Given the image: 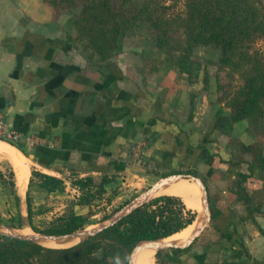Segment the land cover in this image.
<instances>
[{"label": "crops", "instance_id": "crops-1", "mask_svg": "<svg viewBox=\"0 0 264 264\" xmlns=\"http://www.w3.org/2000/svg\"><path fill=\"white\" fill-rule=\"evenodd\" d=\"M69 17L46 0H0V126L20 146L0 140V161H8L14 183L5 187L0 170V219L6 213L15 226H31L26 198L33 171L58 179L68 168L79 179L102 175L106 192L135 174L191 171L207 186L211 225L189 247L170 249L166 259L264 264V217L241 220L233 192L236 173H248L251 159L238 143L256 141L247 120L230 123V109L211 91L203 69L196 76L142 74L143 66L130 63L122 50L107 62L88 61L69 38ZM134 149L142 164L132 159ZM247 185L264 206V168L255 169ZM83 207L75 203L74 210Z\"/></svg>", "mask_w": 264, "mask_h": 264}, {"label": "trees", "instance_id": "trees-1", "mask_svg": "<svg viewBox=\"0 0 264 264\" xmlns=\"http://www.w3.org/2000/svg\"><path fill=\"white\" fill-rule=\"evenodd\" d=\"M46 2L56 10L71 9L68 24L74 35L69 38L78 41L88 52V61L107 62L122 48L127 31L139 24L147 25L155 40L154 58L142 55L143 64L150 67L149 72L175 70L178 74L196 76L200 70L192 59L194 48L200 45L218 48L217 69L226 70L230 79L233 75L238 77V85L234 87L229 82V90L225 91V86L218 84V91L222 93L218 101L230 109V123L247 120L256 137L252 144L238 143L239 151L248 153L251 159L247 162L248 173H236L233 192L243 208L241 220L264 217L258 192L247 185L254 170L264 168V56L251 48L256 40L264 39V0H185L183 11L175 14L168 13V6L160 0H143L141 4L135 0ZM76 6L79 10L74 12ZM5 141L20 149L17 142ZM180 172L171 170L164 175ZM33 173L40 177L39 186L44 190L62 189V180L55 176ZM185 173L192 174L191 171ZM105 183V180L96 183L91 177L77 180L78 189L89 194L81 196L78 204L90 202L93 190L89 186L101 193ZM26 201L31 219V198L27 196ZM185 205L178 196L153 197L118 223L78 244L60 249L0 234V264H128L137 242L166 240L193 226L196 212ZM56 220L59 224L46 234L82 229L85 217L70 210ZM156 264H170L162 250L156 252Z\"/></svg>", "mask_w": 264, "mask_h": 264}, {"label": "rangeland", "instance_id": "rangeland-1", "mask_svg": "<svg viewBox=\"0 0 264 264\" xmlns=\"http://www.w3.org/2000/svg\"><path fill=\"white\" fill-rule=\"evenodd\" d=\"M142 1L143 0H135L137 4H141ZM160 2L168 6V13L170 14L182 12L185 5V0H160ZM73 10L74 12L78 11L79 6L74 7ZM60 11L65 14H69V16H71L73 13L71 9L70 10L65 9ZM73 42L77 45L78 48H81L83 50V48L78 43V41L74 40ZM122 47L123 49L121 48L116 54H118L122 50V52H120L119 54L125 55V58L126 59L128 58L130 63L133 64L140 63L138 67L142 68L143 66L144 74L154 73V74L163 75L166 72L163 69L156 72H151V71L149 72L150 67L148 65L143 64L142 55L154 58V56L157 53L154 36L151 34V31L147 25L139 24L136 27L130 28L127 31L126 36L122 41ZM251 48L252 50L258 51L261 55L264 56V39L256 40L252 44ZM139 52L140 54L138 55L137 53ZM219 56H220L219 49L211 45L196 46L192 52V59L195 62L194 66L198 67L199 70L203 69L205 72H207L208 80L209 81L211 80V91L213 93H216L217 98L218 95L222 94L221 91H218L219 83L225 86L224 89L225 91L229 90V86H228L229 82H231V84L234 87L238 85L237 82L238 77H236V75H233V77L230 79V76L229 74H227L226 70L217 69L216 64L218 63ZM207 90L210 91V88L207 89L206 87V92H208ZM7 133L8 131L4 130L3 126H0L1 141L7 142L1 139L3 138L2 136H7ZM137 155L138 153L136 152V149H134L131 157L136 162L139 159V155L138 156ZM5 161L7 160L0 161V170H2L3 172L2 174L5 176L3 177V180L6 183L5 187H7L10 190L14 188V183H12L10 179L12 177L11 167L7 163L8 161L7 162ZM137 163L142 164V162L140 161ZM143 168L146 170L152 169L151 166L150 167L145 166ZM30 169L31 172L32 170H34L32 169V167ZM66 171L67 173L62 175L64 179H60L63 181L62 189L55 190L57 192L59 191L61 192L55 193L53 195H51L49 192H44L42 194L38 193V189L41 188L39 186L40 177L35 173L33 174L31 173L32 176L30 183V191H31L30 194H31V206H32L31 216L33 218L30 225L32 227L26 225L24 228L23 225L19 223L17 224V226H15V224L13 223L14 219L11 218L9 215H7L5 211H4L5 215L3 217L4 219H0V225L5 227L9 231L17 234L34 235L38 233H45L47 230H50L55 226H57V224H59L58 221L56 220L58 216L67 213L70 210H73L76 213L80 211L83 212V216L85 217L84 227L82 229H79V231H87L103 223L102 221H104V219H106L109 216H112L116 211L122 209V207H124L134 198H136L139 194L144 192L147 188L152 186L159 179L165 177V176H161V177L153 176L150 174H135L134 177H130L128 180H122L118 184L114 185L113 189L111 188L110 190H107V192L104 189V191L101 193L97 191L98 189L96 187L89 186V188L93 190V192L90 193L92 194V197L89 198L90 202H88L87 204H82L84 205V207L81 209L80 208L75 209L76 210L75 211L74 210L75 203H78V200H80L81 196L85 195V197H87L89 196V194L86 193L85 190L78 189L75 182H77L79 178L75 177V175L70 171L69 168ZM142 173H146V171L143 170ZM101 176L102 175L91 178H93L96 183H99L101 180ZM64 181H66L65 184ZM71 187H75V189L78 191V196H76L77 194L76 192H73L71 190ZM160 195H164V193H161V191L158 190L155 193L154 197ZM0 216H1V209H0ZM200 216L202 222L203 220L202 211L200 213L198 212L196 213L195 219L197 220V218ZM210 225L211 224H209V226ZM209 226L206 228L204 232L208 233ZM1 229L5 231V229L3 228ZM190 231L192 233V230ZM204 232L198 238H201L204 235ZM197 239L195 241H197ZM48 247H54V246H48ZM63 247H69V245ZM63 247H55V248H63ZM169 251L170 249H162V255L166 258V254ZM156 252L157 250H155V254H154V264H156ZM96 255L99 256L100 253L97 252Z\"/></svg>", "mask_w": 264, "mask_h": 264}, {"label": "water", "instance_id": "water-1", "mask_svg": "<svg viewBox=\"0 0 264 264\" xmlns=\"http://www.w3.org/2000/svg\"><path fill=\"white\" fill-rule=\"evenodd\" d=\"M180 179H189L193 181L196 185L199 186L201 191V204H202V213H203V220L198 228L187 238L185 241L178 243V242H168L164 241L163 239H153V240H141L136 243L133 247L129 257H128V264H135L136 254L139 249L147 246H156V250L162 249H183L187 248L193 244V242L206 230L211 222V212L209 206V198H208V190L205 182L196 175L180 172L168 175L164 178L159 179L155 182L152 186L147 188L144 192L139 194L136 198L126 204L122 209L116 211L112 216L107 217L102 221L103 223L99 224L98 226L91 228L87 231H74L65 234H46V233H38L34 235H27V234H17L9 231L5 227L0 225V234L5 235L10 238L14 239H24L32 242H36L41 244V240H51L58 243H66L69 241L75 242L69 246L75 245L80 243L81 241L96 235L97 233L101 232L105 228L118 223L122 220L125 216L129 215L133 212L137 207L143 205L147 201H149L152 197H154L155 193L158 190L165 189L172 185L174 182ZM1 228L5 229L3 231ZM43 245V244H41Z\"/></svg>", "mask_w": 264, "mask_h": 264}, {"label": "bare ground", "instance_id": "bare-ground-1", "mask_svg": "<svg viewBox=\"0 0 264 264\" xmlns=\"http://www.w3.org/2000/svg\"><path fill=\"white\" fill-rule=\"evenodd\" d=\"M180 180H185V182H182ZM180 180H177L172 185H170V187L165 191V194L181 196L190 208H192L193 210L200 209L202 205L201 204L202 196L199 186L189 179H180ZM186 180H188L189 182L191 181L192 183H189ZM163 190L164 189L160 191L162 192ZM195 212L199 213V211H195ZM194 224H193L194 225L193 232L201 224V216L197 218ZM190 230H192V228H188L184 232L173 236L172 238L169 239V241L178 242V243L185 241L193 233V232L191 233ZM40 243L46 246L63 247L73 244L74 241H69L66 243H58L51 240H41ZM156 249H157L156 246H147L139 249L136 254L135 264H154V254Z\"/></svg>", "mask_w": 264, "mask_h": 264}, {"label": "built area", "instance_id": "built-area-1", "mask_svg": "<svg viewBox=\"0 0 264 264\" xmlns=\"http://www.w3.org/2000/svg\"><path fill=\"white\" fill-rule=\"evenodd\" d=\"M1 136H2V135H1ZM2 137H3L5 140H8V141H14V142L16 141V138H17L16 135H15L14 133H9V132L7 133V136H2ZM138 151H139V150L136 149V152H137L138 155H139V152H138ZM138 155H137V156H138Z\"/></svg>", "mask_w": 264, "mask_h": 264}]
</instances>
